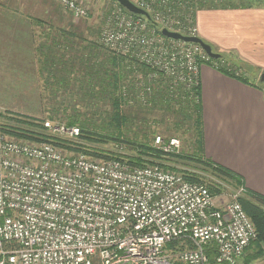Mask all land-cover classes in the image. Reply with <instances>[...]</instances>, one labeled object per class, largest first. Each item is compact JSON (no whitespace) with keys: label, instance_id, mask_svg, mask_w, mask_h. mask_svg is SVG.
I'll use <instances>...</instances> for the list:
<instances>
[{"label":"built area","instance_id":"2783aa9c","mask_svg":"<svg viewBox=\"0 0 264 264\" xmlns=\"http://www.w3.org/2000/svg\"><path fill=\"white\" fill-rule=\"evenodd\" d=\"M56 1L79 18L101 0ZM154 1L137 5L149 11ZM154 16L162 27L195 35L188 15L186 23L169 9ZM106 23L99 40L110 50L157 67L189 90L199 84L201 61L209 57L198 44L165 42L120 5ZM44 127L68 137L80 132L60 122ZM153 145L172 153L181 143L155 136ZM255 238L237 198L218 206L204 184L159 164L137 167L47 141L0 139V264H162L164 246L173 240L191 244L175 252L180 263L208 264L206 248L214 245L215 264H238Z\"/></svg>","mask_w":264,"mask_h":264},{"label":"trees","instance_id":"16d2710c","mask_svg":"<svg viewBox=\"0 0 264 264\" xmlns=\"http://www.w3.org/2000/svg\"><path fill=\"white\" fill-rule=\"evenodd\" d=\"M231 1L169 0L161 3L156 0L152 4V11H148L150 21L141 15H131L146 20L148 28L161 35L167 42L171 39L160 33L163 24L156 20L155 12L165 14L169 9L174 18L186 23L185 15L189 9L186 7L190 2L193 16L194 7L240 8L251 5L250 2L231 4ZM170 28L179 30L177 27ZM59 32L60 35L54 39L59 38V43L64 45L55 41L47 48L48 56L40 57L42 89L46 94L54 96L52 101L60 104L59 107L53 105L50 112L55 115L52 114L51 117L55 119L59 116L61 122L67 126L79 127V135L68 137L52 133L44 127V119L6 116L0 113V116L7 120L0 121V139L8 136L17 140L47 141L68 152L83 153L93 158L117 159L137 167L159 164L165 170L181 174L185 180L204 184L214 197L223 192V187L210 178L226 183L236 191L241 189L242 194L237 200L252 221L256 232V238L247 246L253 245L255 249L248 254V259H245L243 264H250L252 260L264 255V196L245 190L237 174L205 155L200 85L189 90L173 77L159 71L157 67L141 62L133 56L115 53L99 44L98 40H87L84 45H76L68 35L70 31L64 32L60 29ZM181 33L188 34L187 31ZM83 41L85 40L81 42ZM59 46L61 48L58 49ZM46 47L45 44L39 46L40 56ZM69 54L72 55L69 57ZM206 63L253 85L249 77L241 71L245 68L240 65H220L218 59L212 58H208ZM136 78L140 81L136 82ZM256 84L259 88L264 87V83L259 80H256ZM63 103L71 106L70 109H62ZM91 109L93 112L89 111ZM153 112L159 113L161 128L169 134L172 132V126L166 121V115H177L183 120L190 131L191 150L181 151L180 148L177 152L164 153L154 146L155 132L151 129L152 125L146 121L148 115ZM97 113L104 115L102 121L97 120ZM151 135L153 136L150 141ZM169 137L172 136L163 138ZM125 147L127 152H124ZM186 247H191L188 241L173 240L165 244L164 250L176 252ZM206 253L208 264H215L214 245L207 246Z\"/></svg>","mask_w":264,"mask_h":264},{"label":"rangeland","instance_id":"374dc122","mask_svg":"<svg viewBox=\"0 0 264 264\" xmlns=\"http://www.w3.org/2000/svg\"><path fill=\"white\" fill-rule=\"evenodd\" d=\"M131 1L136 4L140 2V0ZM259 1L232 0L231 4L241 2L254 4ZM191 3L186 7H189V9L186 11L185 17L189 16L193 26L196 28L195 35H197L196 13L198 10L206 7H194L193 16ZM88 5V14L84 17L75 18L56 0H0V113L6 116H28L44 119V122L64 123L61 122L62 119L59 116L55 119L51 117L52 114L55 115L53 112H50L53 105L59 107L60 104L52 101L51 99L54 96L50 93L46 94L42 89L39 61L40 57L44 58L48 56L47 48L51 43L55 41L59 43V38H56V40L54 38L60 35V29L64 32H72H69L68 35L71 36L76 45H84L83 43L87 40H98L99 44H102L99 40L100 35L102 30L108 25L106 22L112 9L118 3L112 0H101L98 3H89ZM202 27L207 30L206 23ZM146 37L148 40L154 38L149 33ZM82 40L85 41L81 42ZM41 44L47 46L42 56H40L38 49ZM59 44L64 45L63 43ZM216 50V48L213 49L214 52L219 53ZM220 54L222 55V57L218 58L220 65L229 67L231 65H240L242 68H245L244 70L241 69V71L247 73V76L251 80L254 74L261 69L251 64L248 60L236 57L238 56L237 53L224 52ZM71 55L69 54L68 56L70 57ZM135 80L136 82L140 81L139 78ZM59 98L60 96H58L57 100ZM66 105V103H63L62 109H70L71 106ZM89 111L93 112L92 109ZM158 114L153 112V114L148 115V118H146L147 123L152 125L151 129H154V136H175L180 140L181 151L191 150V136L189 129L185 126L186 123H183V120L178 118L177 115L167 114L165 119L172 126V132L169 134L162 130ZM96 118L98 121H102L104 115L97 113ZM0 121L6 122L7 120L0 116ZM181 123L182 126H180ZM152 136L149 137L150 141ZM4 138L12 139L8 136H4ZM126 149L125 147L124 152H127ZM128 153L130 152L128 151ZM178 166L181 165L178 164ZM210 180L223 187V192L214 197V202L218 206L242 194L241 189L236 191L230 185L222 183L215 178H210ZM254 249L252 245L250 252ZM166 251L165 249L162 253V264L180 263L176 259L177 254L175 252ZM244 253L239 259V264H243L245 259H248V254ZM93 259L97 261L96 256ZM164 261H167V263ZM250 264H264V255L252 260Z\"/></svg>","mask_w":264,"mask_h":264},{"label":"crops","instance_id":"0c3cea01","mask_svg":"<svg viewBox=\"0 0 264 264\" xmlns=\"http://www.w3.org/2000/svg\"><path fill=\"white\" fill-rule=\"evenodd\" d=\"M196 27L212 49L237 53L261 68L251 85L202 62L199 85L205 155L237 174L245 190L264 196V87L256 84L264 72V0L249 7L200 9ZM250 248L243 253L250 254Z\"/></svg>","mask_w":264,"mask_h":264},{"label":"water","instance_id":"95a60500","mask_svg":"<svg viewBox=\"0 0 264 264\" xmlns=\"http://www.w3.org/2000/svg\"><path fill=\"white\" fill-rule=\"evenodd\" d=\"M114 1H116L120 6H122L129 13L141 15V16H144L147 20L149 21L151 20V16L149 12L146 11V9L135 4L131 0H114ZM160 33L163 36L170 38V39L180 40L186 43L198 44L203 49V51L208 55L209 58L218 59L222 56L220 53L214 52L211 45L205 42L203 39H201L198 35H186L181 32L171 30L167 27H161ZM258 80L264 83V72H261L259 74Z\"/></svg>","mask_w":264,"mask_h":264}]
</instances>
